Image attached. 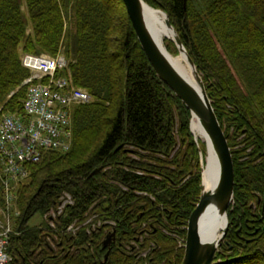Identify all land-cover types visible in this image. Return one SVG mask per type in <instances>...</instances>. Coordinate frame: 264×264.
I'll return each mask as SVG.
<instances>
[{"label": "trees", "instance_id": "obj_1", "mask_svg": "<svg viewBox=\"0 0 264 264\" xmlns=\"http://www.w3.org/2000/svg\"><path fill=\"white\" fill-rule=\"evenodd\" d=\"M145 1L168 14L231 148L234 202L216 260L264 264V0ZM25 2L30 24L21 0H0V117L24 116L22 51H63L93 100L74 110L71 149L43 154L20 186L8 264H102L107 252L105 264H181L202 191L190 110L151 65L123 0ZM66 193L74 203L52 225L44 216Z\"/></svg>", "mask_w": 264, "mask_h": 264}, {"label": "built area", "instance_id": "obj_2", "mask_svg": "<svg viewBox=\"0 0 264 264\" xmlns=\"http://www.w3.org/2000/svg\"><path fill=\"white\" fill-rule=\"evenodd\" d=\"M23 63L36 72L27 80L30 84L24 101L26 116L4 115L0 120V174L4 179L8 210L13 208L16 199L15 188L30 176L32 164L39 162L47 151L64 152L71 148L72 106L91 100L89 93L74 87L69 78L55 77V72L67 65L63 56L27 54ZM48 76L47 82L34 83V79ZM73 203V197L64 194L57 209L48 214L51 224L54 225L53 219ZM86 223L71 224L68 230L76 232ZM11 230L8 217L7 224L0 230V264L12 260L7 250Z\"/></svg>", "mask_w": 264, "mask_h": 264}, {"label": "water", "instance_id": "obj_3", "mask_svg": "<svg viewBox=\"0 0 264 264\" xmlns=\"http://www.w3.org/2000/svg\"><path fill=\"white\" fill-rule=\"evenodd\" d=\"M127 13L131 19L139 42L145 51L151 65L156 70L158 76L169 86V88L183 101L192 114L191 129L194 118L203 127L207 138L212 146L218 164V177L211 188H206L204 184V174L207 166L206 159L201 152L202 165V191L199 202L193 211L189 224L185 245V258L181 264H220L216 260L220 246L228 231L227 212L234 202V162L231 148L224 129L217 117L212 101L207 93L204 80L198 69L183 45L177 30L172 25L168 14L165 11L150 6L145 0H123ZM161 11L166 17L168 28L174 32L173 41L179 52L185 53L187 60L194 69L197 84L190 82L169 60L164 50L158 44L151 28L148 24V10ZM195 135L194 130L192 129ZM196 136V135H195ZM197 139V138H196ZM209 152L208 143L206 144ZM97 171V170H95ZM217 208L218 214L226 217V225L222 229L217 239L209 240L203 236L204 219L206 213L213 208ZM116 231L113 229L107 234L103 241V248H110L115 240ZM107 252L102 264L108 258Z\"/></svg>", "mask_w": 264, "mask_h": 264}, {"label": "bare ground", "instance_id": "obj_4", "mask_svg": "<svg viewBox=\"0 0 264 264\" xmlns=\"http://www.w3.org/2000/svg\"><path fill=\"white\" fill-rule=\"evenodd\" d=\"M148 24L151 31L156 38L160 47L164 50L165 54L169 60L174 64V66L193 84H197L196 75L194 69L189 64L185 53L180 52L179 54H173L170 52L166 45L168 39H173L174 32L172 29L168 28L166 24V17L161 11L149 9L148 10ZM192 129L195 132L197 138H203V140L208 143L209 152L206 156V170L204 174V184L206 188H211L218 177V164L216 161V156L212 150V146L207 138L203 127L194 118L192 123ZM204 232L203 236L206 239L214 240L217 239L222 229L226 225V217L218 214L217 208L210 209L204 219Z\"/></svg>", "mask_w": 264, "mask_h": 264}, {"label": "rangeland", "instance_id": "obj_5", "mask_svg": "<svg viewBox=\"0 0 264 264\" xmlns=\"http://www.w3.org/2000/svg\"><path fill=\"white\" fill-rule=\"evenodd\" d=\"M21 2H22V5H23V10H24V15H25V18H26V20H27V22H28V24H30V21H29V17H28V12H27V8H26V2H25V0H21ZM126 8V7H125ZM29 30H30V26H29ZM31 31V30H30ZM166 45H167V47H168V49L170 50V49H173V46L175 45L174 44V42L171 40V39H168L167 41H166ZM173 45V46H172ZM170 52L171 53H173L171 50H170ZM180 52H179V50H178V53H176V54H179ZM174 54V53H173ZM198 139V138H197ZM199 143H200V146L202 145V144H204V146L206 147V143H205V141L203 140V138H199ZM206 151V150H205ZM0 214H2V213H0ZM8 219V218H7ZM43 215H41V214H37L33 219H31V221H30V225H32V226H36V225H39L40 223H42L43 222Z\"/></svg>", "mask_w": 264, "mask_h": 264}]
</instances>
